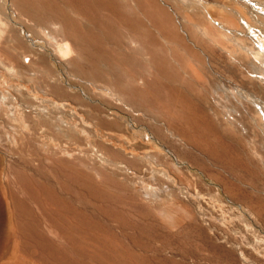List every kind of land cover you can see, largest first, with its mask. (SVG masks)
Instances as JSON below:
<instances>
[{"label": "rangeland", "instance_id": "obj_1", "mask_svg": "<svg viewBox=\"0 0 264 264\" xmlns=\"http://www.w3.org/2000/svg\"><path fill=\"white\" fill-rule=\"evenodd\" d=\"M148 2L147 11L138 12L146 22L163 20L159 7L163 8L169 15L165 24L175 27L185 44L197 51L193 58L177 47L186 56L180 61L169 54L170 61L185 63L183 77L173 86L178 84L175 88L187 98L165 88L160 97L173 108L184 100L197 108L196 114L197 106L203 107L227 143L242 140L243 166L229 171L197 153L159 112L158 117L147 103L120 94L105 61L98 68L76 63L80 72L74 67L77 50L56 35L57 28H36L39 38L28 46L37 52L27 55L30 60L19 58L16 63L0 57V145L17 148L27 127H36L53 195L65 196L61 183L71 184L66 179L75 175L85 184V201L73 199L69 212L48 200L43 189L34 192L36 201L30 199L31 191L22 192L15 183L7 192L43 218L53 213L63 223L62 229L48 234L52 261L45 264H69L66 259H74L73 264H111L105 259L111 251L133 252L146 259L145 264H264V118H259L263 113L256 105H264V62L242 46H253L249 36L257 40L253 31L264 30V13L255 12H264V0ZM6 12L0 9V22ZM1 32L0 41L6 35ZM22 60L29 66L25 71L19 65ZM34 70L41 72L32 76ZM149 76L145 79L151 83L154 77ZM35 77L40 80L33 82ZM45 118L53 124L51 132L43 126ZM5 150L6 164L17 160V154ZM188 152L194 157H187ZM77 188L73 191L80 192ZM66 233L75 241L73 247ZM150 236L155 237L153 246ZM167 238L169 247L164 244ZM145 245L150 249H143Z\"/></svg>", "mask_w": 264, "mask_h": 264}, {"label": "bare ground", "instance_id": "obj_2", "mask_svg": "<svg viewBox=\"0 0 264 264\" xmlns=\"http://www.w3.org/2000/svg\"><path fill=\"white\" fill-rule=\"evenodd\" d=\"M0 3V9L7 10L2 15L5 17L4 21L1 20L0 22V29H4L0 30L2 31L1 33H6L0 41V57H3L2 59L13 60L16 63L19 58L26 61L27 58L29 59L27 55L37 52H34L28 46V42H35L39 38L36 28L48 29L53 27L52 29L57 28L55 29L57 31L59 27V31H54L56 35L61 36L67 44H72L78 52L79 58H77L74 67L79 71L81 70L79 68L80 66L78 67L79 64L76 65V63H80V65L84 63L98 68V64L105 61L108 64V71L114 76L113 86L120 94L123 96L130 95L135 99H140L153 109L154 114L156 113L158 115L160 113L164 116L169 124L175 127L182 135L183 139L181 140H184V144L186 141L189 146L197 150V153L199 150L202 154L204 153L209 156V159L212 158L214 161L225 165L229 171H236L237 166H243L242 153H244L245 148L242 145V140L237 138L236 145L227 143L223 137L224 134L219 133L215 128L212 119L209 118L210 116L202 110L203 107L197 106L200 111V115L197 113L199 115V118L197 117V120H199L198 123L195 121L197 108L192 107L190 104L186 105L184 100H181L182 102L178 108H173L166 98L162 99L160 97V89L165 88L168 91H172V94H175L178 98H187L184 91L178 87L175 88L178 84L173 86L174 83L183 77V64L185 63L181 61L183 63L181 65V63L176 64L177 62L173 59V62L170 61L169 54L176 56L177 61L185 60V54L189 57H197V51L195 52V50L185 44V39L179 34L177 29L165 24L169 15L163 8L159 7V13L164 17L163 20L160 19L161 17L157 18L155 16L156 19H151L149 23V19L146 22L145 18L138 13L139 9L147 11L149 5L148 0H0ZM262 9L264 10V7ZM255 12L258 15L264 13L259 9L257 11L255 10ZM147 13L152 17L150 11ZM13 14L17 20H14ZM247 27L248 30H254L253 26L247 25ZM253 34L257 37V40L253 36H249V40L251 39L253 41V46L242 45L243 50L250 56H254V58L264 62V30H260L259 34L253 31ZM51 37L54 40V36L52 35ZM109 45H112L110 49L108 48ZM203 46L205 45L203 44ZM177 47H182L186 51L185 54H181ZM43 59H41L42 63L44 61ZM19 65L24 67V71L29 67L25 62L23 64L20 62ZM149 69H154L156 73H152ZM38 72L41 71L39 70ZM38 72L34 70L32 76L37 75ZM46 72L48 74L51 73V68L48 65L46 66ZM149 73L154 77L151 83L145 79V75ZM262 73L264 74V72ZM31 79H34L33 82L40 80L39 78L37 81L36 77ZM262 80H264L263 77ZM143 89H148L147 93ZM188 97L191 96L188 95ZM194 101L197 103L196 100ZM256 105L259 111L263 113L259 117L263 121L264 105L258 103ZM161 115H158V117ZM52 125L51 121L45 118L43 126L49 132H51ZM212 131L214 133L213 135H211ZM37 133L38 130L36 127L30 126V128L27 127L26 133L23 132L20 135L17 148H12L7 144L0 145V264L51 263L52 254L50 251L52 241L48 239V234L54 229H62L64 227L63 223L53 213H48L43 218V215H39L34 209L30 208L24 200H18L15 194L7 192L9 191L7 189L14 183L17 184L22 192L27 193L31 191L29 197L33 201L37 200L34 192L43 189L48 200L52 201L54 199L56 201L54 203L69 212H73L71 206L73 199H79L81 204L85 201V198L82 197L84 196L85 184L75 175H70L66 179V181L71 182L72 186L66 182L61 183L65 196L55 197L53 195L52 182L46 172L47 167L45 163L47 161L43 157L44 151L42 152V146L38 143ZM5 148L12 155L17 154V160H9V163L6 164V159L4 158L6 150L2 151ZM185 155L187 157L193 155L192 157H194V154L191 155L190 152ZM42 179L45 180V183ZM73 186L78 187L77 189H80V192H74ZM8 196H10L12 204L8 202ZM6 204L9 206L12 205V209L10 210ZM68 236L69 233H66L65 237L72 241L73 247L75 241L72 240L71 236ZM151 237L149 239L152 241L153 246L155 237ZM171 239L173 240V238ZM168 242L169 239L167 238L164 241L166 247H169ZM149 246L146 247L145 245L143 249H150ZM108 252L110 251H105V253ZM38 253H41V256ZM227 256L229 255L227 254ZM105 259L111 262V264H145L147 262L146 259L140 258L130 251H126L124 254L121 252L113 254V251H111L105 256ZM98 260L100 259H95L96 262ZM65 262L73 264L76 261L74 259H66Z\"/></svg>", "mask_w": 264, "mask_h": 264}]
</instances>
